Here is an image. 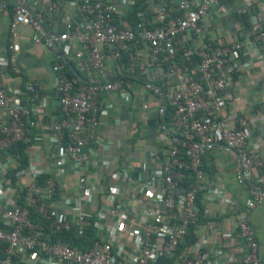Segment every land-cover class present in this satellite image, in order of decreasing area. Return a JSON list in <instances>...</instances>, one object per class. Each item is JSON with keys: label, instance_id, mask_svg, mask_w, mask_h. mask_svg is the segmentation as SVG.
<instances>
[{"label": "built area", "instance_id": "1", "mask_svg": "<svg viewBox=\"0 0 264 264\" xmlns=\"http://www.w3.org/2000/svg\"><path fill=\"white\" fill-rule=\"evenodd\" d=\"M10 5L7 57L0 56V63L15 74L5 83L0 73V153H5L0 160V215L7 225L0 228L5 254L0 264H16L20 254L42 255L43 264H214L212 257L222 251L213 254L206 237L184 250L180 245L192 226L195 233L202 228L200 202L227 195L205 181L204 157L220 143L234 156L237 182L249 184L236 225L235 236L246 247L239 264H264L248 215L264 202V185L252 182L264 156L258 145L250 144L253 123L264 106L227 112L231 77L264 46V27L247 41L215 44L206 31L223 0H10ZM237 12L249 13L258 23L249 9ZM21 27L32 29V41L53 54L56 79L49 91L20 75ZM68 57L88 73L85 80L68 75ZM134 80L142 81L140 95L156 99L160 128L169 133L168 148L148 174L131 175L124 168L113 174L115 181L128 184L127 200L117 193L102 199V183L93 168L98 147L104 145L101 116L114 110L108 97L133 96ZM262 85L264 91V79ZM26 93L31 104L22 100ZM51 96L57 107L49 114ZM44 116L50 145L46 164L39 155L30 158V149L43 140L32 129L42 130ZM142 118L148 120L145 111ZM21 143L27 145V166L9 150ZM7 151L16 156L14 163ZM151 155L157 159L159 154ZM66 171L76 173L77 186L62 207L50 212L38 204L39 197L53 201L58 183L52 175ZM69 205L81 208L68 216ZM32 210L49 221V229L32 220ZM92 230L96 238L85 248L61 237L72 231L85 237Z\"/></svg>", "mask_w": 264, "mask_h": 264}, {"label": "crops", "instance_id": "2", "mask_svg": "<svg viewBox=\"0 0 264 264\" xmlns=\"http://www.w3.org/2000/svg\"><path fill=\"white\" fill-rule=\"evenodd\" d=\"M2 10H0V56L7 57V38L9 36V22L12 16V7L10 0H0ZM249 6V7H248ZM246 8L254 12L259 17L258 23L250 20L249 13L239 14L238 9ZM62 11L57 12V19L61 18ZM209 27L206 31L208 38L213 39L215 44H225L235 38L247 41L253 37L259 27H264V0H223V7L217 9L210 15ZM211 29V31H210ZM33 30L27 27H21L18 33L19 58L18 68L20 75L27 81H34L38 86L44 87L47 91L56 79L53 71L54 59L53 54L43 45L36 44L32 41ZM250 63L242 72H236L231 77L228 86V92L231 95L227 112L236 113L244 109L259 110L262 109V80L264 79V46L258 50V53L249 58ZM69 66L72 74H76L85 80L88 73L82 70L74 58L68 57ZM112 69L114 64L109 62ZM115 72V70H114ZM0 73L5 83L11 81L15 75L9 67L0 63ZM71 74V75H72ZM133 96L130 98L108 97L107 100L113 106L108 109L106 115H102V127L100 135L104 145L98 147V152L94 156V169L98 171L99 181L102 187L99 190V197L104 199L106 194L117 193L124 200L129 196L128 184L124 181H115L113 174L117 169L124 168L129 174L134 175L137 172L148 174L155 167L158 160L168 148L169 133L163 132L159 125V117L155 113V100L148 99L145 95H140L142 81H133L130 87ZM25 104H31L29 94L22 96ZM147 108L144 109V106ZM57 98L51 96L48 102V113L56 111ZM143 111L148 114V120L143 121ZM47 116L42 119V130L32 133H39L42 142L37 148L30 149L32 157L39 155L46 164L49 156V138L46 129ZM259 143V144H258ZM221 144V143H220ZM218 144L213 150L209 151L204 157L205 181L214 186L226 190L227 195L223 199H213L200 203V213L203 208L204 217L200 219L203 223L202 228L194 235L196 240H202L206 237L208 247L214 254L219 248L222 254L215 259L213 263L227 264L226 262L239 264L246 253V247L237 239V219L240 210L244 209V204L249 198V184L235 183L231 174L235 178V160L232 153L223 149ZM252 146L258 145V149L264 156V113L257 119L252 126V137L250 139ZM158 152V158L152 159L151 152ZM8 153V151L6 152ZM12 158L14 163L16 156L7 154ZM5 158V153H0V160ZM14 158V159H13ZM109 160L111 165H105L103 162ZM93 162V161H92ZM58 183V194L51 201L44 197H39V205L49 207L50 212L57 210L65 204V200L72 196V191L76 188V173L65 172L59 177H53ZM252 182L258 185H264V166L253 174ZM1 183V180H0ZM45 191V190H44ZM44 196L46 192H43ZM81 207L70 206L69 214L76 213ZM87 209V208H86ZM90 209V207H88ZM41 214V213H40ZM249 221L256 232V238L260 247V256L264 261V202L257 208L250 210ZM42 222V221H40ZM37 223V221H36ZM50 223L48 224L49 228ZM5 228V218L0 215V228ZM106 237V235H104ZM4 249L0 244V260L4 257ZM216 256V254L214 255ZM44 257L39 255L32 258L27 254H20L16 258V264H43ZM51 260V259H50ZM52 261V262H51ZM46 260V262L55 264V260Z\"/></svg>", "mask_w": 264, "mask_h": 264}, {"label": "trees", "instance_id": "3", "mask_svg": "<svg viewBox=\"0 0 264 264\" xmlns=\"http://www.w3.org/2000/svg\"><path fill=\"white\" fill-rule=\"evenodd\" d=\"M207 36V34H206ZM208 37V36H207ZM214 42V41H213ZM124 63L127 65L128 64V59L125 58L124 59ZM72 70L71 67L69 66V64L67 65V71ZM72 74V71H70L69 75ZM235 75V74H233ZM139 82H141L139 80ZM12 153H16L18 154L17 155V158L18 160L21 162V166H27L29 164V154H28V151H27V145L24 144V143H21V144H16L14 145L12 148L9 149ZM43 177L44 175H41L39 178H38V181L39 182H42L43 181ZM20 202H23V197L21 196L19 198ZM200 202V201H199ZM201 203V202H200ZM204 217V214H203V208H202V211L200 213V219H202ZM31 218L34 222H40L42 221L44 224L46 223V228H48V224H49V221H46L43 216L39 213V212H36V211H31ZM194 226H192V229L190 230L189 234H187V236L185 237L184 239V242L180 245V248L182 250H184V247L186 245H190L192 243H194L196 241V237H195V232H194ZM94 232L95 230H92L91 232H89L85 237H78L73 231L70 232V233H66L65 235H61V237L64 239V240H68L70 242L71 245H79L81 248H85L87 247L89 244H91V242L93 240H95V235H94ZM52 238H55V236H52Z\"/></svg>", "mask_w": 264, "mask_h": 264}, {"label": "rangeland", "instance_id": "4", "mask_svg": "<svg viewBox=\"0 0 264 264\" xmlns=\"http://www.w3.org/2000/svg\"><path fill=\"white\" fill-rule=\"evenodd\" d=\"M210 31H211V29H210ZM231 177H232V179H233V181H234L235 183H238L237 180H236V178H234V175H233V174H231Z\"/></svg>", "mask_w": 264, "mask_h": 264}]
</instances>
